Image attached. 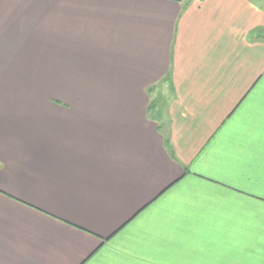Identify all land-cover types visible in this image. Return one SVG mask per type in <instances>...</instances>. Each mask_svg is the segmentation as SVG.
Here are the masks:
<instances>
[{
  "label": "crops",
  "instance_id": "1",
  "mask_svg": "<svg viewBox=\"0 0 264 264\" xmlns=\"http://www.w3.org/2000/svg\"><path fill=\"white\" fill-rule=\"evenodd\" d=\"M264 0H0V264H264Z\"/></svg>",
  "mask_w": 264,
  "mask_h": 264
},
{
  "label": "rangeland",
  "instance_id": "2",
  "mask_svg": "<svg viewBox=\"0 0 264 264\" xmlns=\"http://www.w3.org/2000/svg\"><path fill=\"white\" fill-rule=\"evenodd\" d=\"M256 1H257V0H256ZM259 3H260V4H263V1H260ZM263 5H264V4H263Z\"/></svg>",
  "mask_w": 264,
  "mask_h": 264
}]
</instances>
